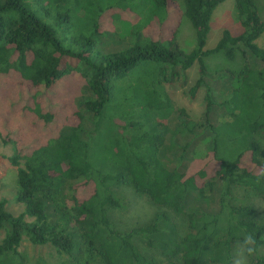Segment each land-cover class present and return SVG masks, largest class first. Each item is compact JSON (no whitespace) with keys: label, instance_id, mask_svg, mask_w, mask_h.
Masks as SVG:
<instances>
[{"label":"trees","instance_id":"16d2710c","mask_svg":"<svg viewBox=\"0 0 264 264\" xmlns=\"http://www.w3.org/2000/svg\"><path fill=\"white\" fill-rule=\"evenodd\" d=\"M260 1L262 7L235 0L243 31L223 30L206 50L211 17L224 0H0V141L14 148L9 162L16 168V200L24 206L12 215L0 201V264H25L23 239L70 257L61 264H90L89 257L103 264H156L134 239L157 249L165 264H232L233 247L245 233L256 240L250 264H264V219H257L254 206L236 201L241 193L264 203ZM183 18L195 32L189 52L177 41ZM117 20L132 26L127 44L100 50L97 42L115 33ZM237 51L245 60L239 85L219 99L206 82L205 58L222 53L232 60ZM194 63L199 77L188 93L194 98L205 88L211 137L206 154L179 171L160 160L167 128L157 119L173 111L162 84ZM137 70L144 78L126 82ZM115 82L130 83L123 97L136 100L115 105L112 117ZM215 108L226 121L210 123ZM177 119L191 131L183 110ZM114 186L132 188L161 211L148 224L116 229L108 217L109 208L121 206ZM189 198L197 204L188 206ZM175 218L182 219V233Z\"/></svg>","mask_w":264,"mask_h":264},{"label":"rangeland","instance_id":"374dc122","mask_svg":"<svg viewBox=\"0 0 264 264\" xmlns=\"http://www.w3.org/2000/svg\"><path fill=\"white\" fill-rule=\"evenodd\" d=\"M256 2L262 7L260 0H256ZM131 27L128 21H115V33L103 37L98 41V48L100 50L116 51L125 47L130 36ZM223 30H228L233 35H238L243 31L235 8V0H224L213 12L208 40L205 45L206 50L215 47ZM177 41L184 52H189L195 46V32L186 18L181 20L178 28ZM256 43L264 48V34L259 37ZM244 62L245 60L238 51L232 60L226 59L222 53L205 58V64L207 66L206 82L215 92L217 98L227 97L231 89L239 85L237 75ZM144 76L143 71L137 70L126 82H130L135 78H144ZM198 77V65L194 63L185 72H181L179 68L175 69L169 75L170 82L162 84V88L170 98L173 106V111L167 118L158 117L157 119V121L167 128L165 142L161 148L159 157L169 169L182 171L192 159L201 158L206 154V145L210 141L211 136L206 128L207 125L204 119L205 88H200L194 98H191L188 93ZM125 84L127 86L130 85V83ZM125 84H115V92L113 97H111L110 103L112 105L109 108L111 109L110 115L112 117L117 116L115 105L119 107V103H121L120 108H125L126 106H131L136 100V97H123L125 95ZM179 110H183L189 118L188 121L193 123L191 131L187 132L179 124L177 119ZM137 116L140 121L143 120L140 113ZM226 120L227 118L223 116V112L219 108H215L211 114L210 123L216 125ZM261 144L264 152V142L262 141ZM13 153L14 148L11 144L4 145L0 141V201L4 200L6 202L5 209L9 213L19 215L23 212L24 206L16 200V168L9 162V158ZM112 193L121 206L120 208H109L108 217L115 228L120 231L124 232L132 227L148 224L154 219L156 213L161 211L158 207L152 205L145 196L137 195L130 187L114 186ZM218 193L219 189L213 191L211 206H216ZM236 201L237 204H250L254 206L257 210V219H264V203L259 199L252 197L246 198L239 193ZM192 203L197 204L192 198H189L187 205L190 206ZM174 221L178 226L177 229L182 233L184 230L182 219L175 218ZM3 237L4 232L0 230V240ZM133 242L146 257L153 260L156 264H165L161 253L157 249L148 248L138 239H134ZM238 245L239 243L233 247V258L237 252ZM19 252L24 257L25 264H61L70 259L66 255L58 254L50 246H34L26 239H23ZM260 252L264 255V246L261 247ZM89 263L103 264L98 257H89ZM247 264H250L248 257Z\"/></svg>","mask_w":264,"mask_h":264},{"label":"clouds","instance_id":"9594fccd","mask_svg":"<svg viewBox=\"0 0 264 264\" xmlns=\"http://www.w3.org/2000/svg\"><path fill=\"white\" fill-rule=\"evenodd\" d=\"M256 240L253 234L245 233L233 258V264H247V257L255 251Z\"/></svg>","mask_w":264,"mask_h":264}]
</instances>
